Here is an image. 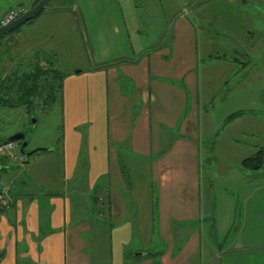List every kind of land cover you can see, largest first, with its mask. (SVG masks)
Instances as JSON below:
<instances>
[{
	"label": "rangeland",
	"instance_id": "rangeland-1",
	"mask_svg": "<svg viewBox=\"0 0 264 264\" xmlns=\"http://www.w3.org/2000/svg\"><path fill=\"white\" fill-rule=\"evenodd\" d=\"M18 4L29 8L28 0H0V18ZM54 5L60 7L50 11ZM178 17L185 18L194 34L189 40L196 47L198 117L204 125L199 140L202 219L189 225L197 230L200 240V252L193 263L264 264V153L258 170L240 162L264 149V0H49L35 19L0 41V77L10 78L36 63L62 75L61 90L53 104L35 105V126L23 107H0V137L23 131L28 141L25 152L44 149L24 164L8 158L2 177L5 181L11 177L17 191L24 189L25 195L53 196L66 189L57 184L56 161L62 152L63 80L80 77L101 63L136 59L159 45L169 47L173 37L177 43L183 42L187 36H175L182 26ZM203 74L208 79L204 80ZM72 81L74 85L75 79ZM235 112L252 113L237 117L229 123L232 129L219 137L208 136V129L221 130L227 116ZM87 126L78 129L86 132ZM240 133V145H232L230 137ZM123 161L130 184L128 209L136 226L139 213L147 211L133 207V191L137 190L139 202L150 201L149 194L156 193V187L145 163ZM133 169L140 174L138 178ZM26 183L30 190L22 188ZM69 190L81 189L69 187L67 194L83 203L75 201L79 218H91V197L78 191L69 194ZM152 215H156L155 205ZM175 229L180 247L187 229ZM136 247L145 251L138 254L157 255L166 244L155 225L152 240Z\"/></svg>",
	"mask_w": 264,
	"mask_h": 264
},
{
	"label": "crops",
	"instance_id": "crops-1",
	"mask_svg": "<svg viewBox=\"0 0 264 264\" xmlns=\"http://www.w3.org/2000/svg\"><path fill=\"white\" fill-rule=\"evenodd\" d=\"M36 1L28 0L27 9L18 4L10 10H28ZM55 7L60 5L50 11ZM176 21L182 26L175 36H187L183 42L173 37L169 47L159 45L136 59L101 63L80 77L63 80L62 152L56 161L57 184L66 189L53 196L25 195L7 178L11 201L0 210V264H194L200 240L189 225L202 219L199 140L204 125L198 117L196 47L189 40L194 34L184 17ZM86 124V132H81L78 128ZM229 125L206 132L219 137L232 129ZM241 137L231 136L229 142L239 146ZM124 158L130 165L145 163L156 187L145 202L133 191V207L147 211L139 213L136 226L120 170ZM72 180L77 181L70 184ZM27 184L22 188L30 190ZM69 187L81 189L69 194L91 196L89 209L101 212L102 219L79 218L76 202L71 209ZM155 225L165 249L157 255H136L141 250L137 245L152 240ZM174 226L187 229L180 247Z\"/></svg>",
	"mask_w": 264,
	"mask_h": 264
},
{
	"label": "trees",
	"instance_id": "trees-1",
	"mask_svg": "<svg viewBox=\"0 0 264 264\" xmlns=\"http://www.w3.org/2000/svg\"><path fill=\"white\" fill-rule=\"evenodd\" d=\"M36 3L37 1L35 2V4ZM61 79H62V75L56 72V70L55 71L50 70L48 69L47 66H43L38 63L26 66L25 71L21 73L15 72L12 74L10 78L0 77V107H9L15 109L23 107L27 112H29V115L30 114L33 115L35 113L34 110H36L35 109L36 104H44V105H46V103L53 104V102L55 101L57 95L60 93L61 90V82H60ZM53 84L56 85V88L58 85V90L56 88L55 89L53 88L54 87ZM48 87L50 89H48ZM251 113L252 112H235L227 116L224 123L225 124L230 123L231 121L235 120L237 117ZM3 138L5 137H1L0 139ZM263 153L264 152L260 149L253 156L244 159L242 161V165L246 166V168L252 171L258 170L262 164ZM24 158L26 161L28 157H24ZM5 162L6 159H0L1 176L3 170L7 168ZM120 170L123 174L124 182L125 181L127 182L126 188L128 189L130 188V184L128 180L127 168L121 162H120ZM3 181L8 187V179H6V181L3 179ZM95 188L96 187L94 186L91 191L92 192L95 191ZM8 192L10 195V189L8 190ZM71 201L72 203H74L77 200L71 198ZM3 209L5 208H2L1 210Z\"/></svg>",
	"mask_w": 264,
	"mask_h": 264
},
{
	"label": "water",
	"instance_id": "water-1",
	"mask_svg": "<svg viewBox=\"0 0 264 264\" xmlns=\"http://www.w3.org/2000/svg\"><path fill=\"white\" fill-rule=\"evenodd\" d=\"M49 0H39L30 10L26 11L24 14L13 20L12 22L8 23L5 26L0 27V40L7 34L15 31L22 25L32 21L35 19L48 5ZM33 117V118H31ZM32 127L36 125L37 121L33 115H30V120ZM9 142H18V152L23 157H29L31 154L36 153L37 151L44 150L42 148L34 149L30 152H25V148L28 145V141L25 138V133L23 131L16 132L8 137L0 139V145ZM46 151H50L45 149ZM141 255V254H136Z\"/></svg>",
	"mask_w": 264,
	"mask_h": 264
},
{
	"label": "built area",
	"instance_id": "built-area-1",
	"mask_svg": "<svg viewBox=\"0 0 264 264\" xmlns=\"http://www.w3.org/2000/svg\"><path fill=\"white\" fill-rule=\"evenodd\" d=\"M25 12L24 9H16L7 12L4 16L0 18V27L7 25L12 22ZM19 143L18 142H9L0 145V159L13 158L18 160L20 164H23L25 158L21 156L18 152ZM1 168V167H0ZM9 188L4 183L2 176L0 175V210L2 208H7L10 204V195L8 192Z\"/></svg>",
	"mask_w": 264,
	"mask_h": 264
},
{
	"label": "flooded vegetation",
	"instance_id": "flooded-vegetation-1",
	"mask_svg": "<svg viewBox=\"0 0 264 264\" xmlns=\"http://www.w3.org/2000/svg\"><path fill=\"white\" fill-rule=\"evenodd\" d=\"M38 1H39V0H37V2H38ZM32 7H33V6H32ZM16 9H19V8H16ZM16 9H14V10H16ZM21 9H22V8H21ZM30 9H31V8H30ZM30 9H28V10H30ZM28 10H25V12L28 11ZM10 11H11V10H10ZM25 12H24V13H25ZM24 13H23V14H24ZM3 16H4V15H3ZM28 119H29V117H28ZM29 152H30V151H29ZM90 210H91V209H90ZM100 213H101V212H94V210L92 209V210H91V218H89V219L87 218L86 220L90 221L91 219L94 218L95 215H97V216H96V217H97L96 219H98V218L100 217V215H101V217L104 216V215H102V214H100ZM140 254H141L140 257L146 255L145 253H140Z\"/></svg>",
	"mask_w": 264,
	"mask_h": 264
}]
</instances>
